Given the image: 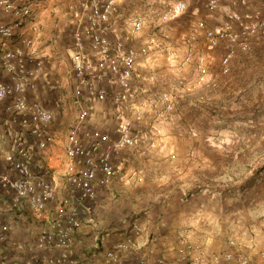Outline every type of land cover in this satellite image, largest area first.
Returning a JSON list of instances; mask_svg holds the SVG:
<instances>
[{
	"label": "crops",
	"instance_id": "0c3cea01",
	"mask_svg": "<svg viewBox=\"0 0 264 264\" xmlns=\"http://www.w3.org/2000/svg\"><path fill=\"white\" fill-rule=\"evenodd\" d=\"M175 1L118 0L120 16L115 29L126 44L150 49L148 55L139 58L134 78L136 92L132 100L136 107L143 108V116L140 120L129 117L137 127L150 133L151 145L122 150L114 164L125 179H115L107 188H99L95 201L76 202L74 208L81 226L73 235L70 252L42 251L37 247V238L61 200L70 195L63 171L66 138L79 110L74 103L77 83L70 48L80 19V5L79 0H45L37 6L35 17L21 33L33 39L32 54L44 69L35 79V89L27 92L25 98L52 112L54 119L47 130L50 141L45 149H40L28 134L23 142L33 153L34 175L52 184L57 198L47 205V218L39 221L25 204L13 206L11 196L0 192V224L9 229L0 249V264H44L51 257L61 258L60 264H108L107 252L128 237H136L135 225L142 229L136 238L143 247L130 256L132 264L175 258L181 237L202 243L209 255L240 251L254 258L264 250V219L256 222L255 235L248 241L240 228L256 221L258 216H251L258 209L256 204L239 200L222 207L219 194L225 185H230L224 181L240 175V164L248 159L230 153L217 137L225 119L223 108L230 107L239 94L251 90L258 77L264 79V38L261 34L249 38L248 51L224 41L209 49L205 31L193 27L199 22L208 29L221 26L231 11L248 14L254 20L264 19V0H221L211 15L206 8L208 0H185L186 14L163 23L165 28L158 29L163 24H148L138 36L129 35L127 16L143 14L150 8L164 11ZM0 22L11 23L12 18L0 10ZM161 35L167 37L165 42ZM186 39H191L195 51L206 58L208 74L203 82L194 63L179 67L187 51ZM3 48L0 44V53ZM229 50L234 51V56L227 75L222 73L221 59ZM6 79L5 74H0V80ZM177 86L186 89L176 102V112L171 120H162L148 102ZM12 105L13 98L0 104L2 170L5 156L14 148L8 131L19 127ZM84 106L90 109V116L83 125V138L87 140L92 131L99 130L117 139L115 107L110 103ZM242 175L243 180L248 179L246 172ZM261 210L258 215L264 217L263 206ZM234 223L236 228L228 232L227 227Z\"/></svg>",
	"mask_w": 264,
	"mask_h": 264
},
{
	"label": "built area",
	"instance_id": "2783aa9c",
	"mask_svg": "<svg viewBox=\"0 0 264 264\" xmlns=\"http://www.w3.org/2000/svg\"><path fill=\"white\" fill-rule=\"evenodd\" d=\"M45 0H0V10L11 16V23L0 22V104L13 98V112L19 119V127L8 131L13 138V151L5 156V169H0V192L11 196L13 206L25 204L31 215L39 221L47 218V205L56 200L55 187L34 175L31 167L32 151L24 145V135L37 141L45 149L50 141L47 130L54 115L36 102L25 98L35 89V79L44 65L35 59L31 48L33 39L21 31L35 17L36 8ZM221 0H208L206 8L213 14ZM246 3V0H241ZM185 0H176L164 11L151 15L127 16L129 35L141 34L150 21L155 24L169 22L185 14ZM120 16L118 0H81L79 22L73 30L70 61L73 78L77 83L74 103L79 107L77 119L69 129L66 144V167L63 178L70 195L64 197L48 226L43 227L37 238V247L42 251H71L72 238L80 228L81 221L74 208L76 202L95 201L99 188H107L115 179L122 181L120 169L114 158L124 149H141L151 145V135L137 127L129 116L140 120L143 108L136 107L133 95L136 92L134 78L140 57L148 55L150 49H137L126 44L115 29ZM205 31L206 46L218 47L223 41L229 46L249 50V38L261 34L264 38V19L254 20L250 15L231 11L221 26L208 29L204 22L193 26ZM18 44H15L17 43ZM193 41L186 39L188 46L179 63L184 68L194 63L200 79L208 74L206 58L195 51ZM234 51L229 50L221 59L223 74L231 71ZM31 66V68L29 67ZM83 97V98H82ZM110 103L115 107L117 139L108 133L94 130L87 140L83 138V125L90 116L84 104ZM162 120H171L176 112V102L171 92L162 93L148 102ZM103 146H107L103 148ZM8 226L0 224V249L6 243ZM133 233L139 237L142 229L135 225ZM128 237L113 246L106 254L108 264H132L130 256L142 249V241ZM61 258H47L44 264H60ZM141 264H149L147 260ZM151 264H264V250L257 257L242 252L222 251L209 255L205 246L186 237L178 240L177 255L173 259L158 258Z\"/></svg>",
	"mask_w": 264,
	"mask_h": 264
},
{
	"label": "rangeland",
	"instance_id": "374dc122",
	"mask_svg": "<svg viewBox=\"0 0 264 264\" xmlns=\"http://www.w3.org/2000/svg\"><path fill=\"white\" fill-rule=\"evenodd\" d=\"M164 6H168V4ZM154 11H159V9L150 8L144 14L151 15ZM149 24L158 26V24L151 21ZM160 28H165V24L160 25L158 29ZM160 37L164 42L167 39L165 35ZM131 45L134 46V44ZM199 80L203 82L205 78ZM183 89L182 86H177V88L171 90L175 102L181 99V95L186 88ZM234 105L236 106L234 107ZM225 109L223 108L225 119L222 123V130L217 137L223 140V145L231 151L230 153L244 156L248 160L244 164H240L242 165L239 167L240 175H236L232 180L224 181L226 182L224 184L230 185H225L224 190L219 195L222 207L234 205V203L240 202L239 200L249 205L256 204L258 209L251 213V216L252 214L258 216L254 219L256 221H253L251 225H240L242 234L245 235L244 237L248 241L251 235L252 237L255 235L256 222L264 219V217L258 215L262 212L261 207H264L262 205L264 201V79L261 76L258 77L251 90L239 94V98L232 100V105L230 107L226 106ZM242 172H246L245 176H248V179L243 180ZM235 228L236 224L234 223L227 227V231L232 232V229Z\"/></svg>",
	"mask_w": 264,
	"mask_h": 264
}]
</instances>
